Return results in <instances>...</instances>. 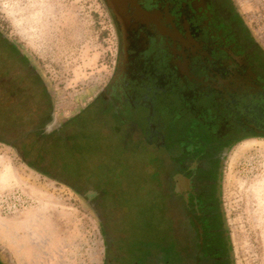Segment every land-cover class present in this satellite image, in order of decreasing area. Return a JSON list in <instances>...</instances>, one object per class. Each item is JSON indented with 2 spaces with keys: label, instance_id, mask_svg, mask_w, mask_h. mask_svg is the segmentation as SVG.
<instances>
[{
  "label": "flooded vegetation",
  "instance_id": "obj_1",
  "mask_svg": "<svg viewBox=\"0 0 264 264\" xmlns=\"http://www.w3.org/2000/svg\"><path fill=\"white\" fill-rule=\"evenodd\" d=\"M102 1L112 58L89 100L59 119L54 94L3 36V108L20 135L75 138L84 174L74 191L98 221L102 264H232L222 173L235 143L264 137V48L236 0ZM114 145L154 153L144 154L142 181L119 175L111 157L90 162L95 148ZM131 215L140 225L123 229ZM0 264H10L1 252Z\"/></svg>",
  "mask_w": 264,
  "mask_h": 264
},
{
  "label": "rangeland",
  "instance_id": "obj_2",
  "mask_svg": "<svg viewBox=\"0 0 264 264\" xmlns=\"http://www.w3.org/2000/svg\"><path fill=\"white\" fill-rule=\"evenodd\" d=\"M236 1L264 48V0ZM110 24L102 0H0V31L21 49L54 94L59 119L78 111L106 79L113 45ZM112 137L128 141L121 135ZM13 146L0 142V168L10 176L0 189V218L14 222L29 210L36 214L32 227L37 231H31L39 237L27 241L32 248L26 251L16 244L25 236L21 230L12 236L0 233V252L10 264H102L98 221L74 191L82 188L84 165L80 151L74 149L78 144L73 135L51 131L45 138L36 136L28 147L17 141ZM98 148L88 154L90 162L111 157L116 159L119 175L140 176L141 181L144 154L156 158L150 150H126L123 145ZM123 153L125 163L117 160ZM106 172L103 168L97 174ZM263 189L264 137L235 143L226 154L222 173V207L232 264H264ZM125 205L129 210L133 207ZM153 214H149L150 225ZM132 216L126 218L123 229L132 223L140 225Z\"/></svg>",
  "mask_w": 264,
  "mask_h": 264
},
{
  "label": "crops",
  "instance_id": "obj_3",
  "mask_svg": "<svg viewBox=\"0 0 264 264\" xmlns=\"http://www.w3.org/2000/svg\"><path fill=\"white\" fill-rule=\"evenodd\" d=\"M0 168V189H4L6 187V184L10 178V176L4 175L3 170ZM2 182V183H1ZM36 214L31 211H25L22 214H20L18 217H16L14 222L6 223L0 218V233L3 234V232L8 235L12 236V234L17 230H21L23 234L26 236L27 240H24V237L21 236V238H18L17 245H20L22 249H25L26 251L32 248L31 244H27V241L30 240L31 242L36 238L39 237L37 231V227L33 225V220H35ZM31 228L35 229V231H31ZM13 232V233H12ZM35 242V241H34ZM26 245V246H25Z\"/></svg>",
  "mask_w": 264,
  "mask_h": 264
},
{
  "label": "trees",
  "instance_id": "obj_4",
  "mask_svg": "<svg viewBox=\"0 0 264 264\" xmlns=\"http://www.w3.org/2000/svg\"><path fill=\"white\" fill-rule=\"evenodd\" d=\"M5 35L0 31V46H9L8 42H5L4 37ZM2 81H0V89H1ZM2 102L0 100V142L5 143L11 147H14L13 145L16 143H19L22 146L28 147L33 141L35 136H41L40 134H29L28 132L26 134L20 135L18 132V122L15 118L10 117L7 115V110H4ZM29 134L30 136H27ZM27 136V137H26ZM47 135L41 136L42 138H45ZM24 138L29 139V144L25 142ZM16 140V141H15ZM75 148V147H74ZM26 163V162H25ZM27 164V163H26ZM29 167L33 168L34 170L43 173L41 169H35L33 165L27 164Z\"/></svg>",
  "mask_w": 264,
  "mask_h": 264
},
{
  "label": "water",
  "instance_id": "obj_5",
  "mask_svg": "<svg viewBox=\"0 0 264 264\" xmlns=\"http://www.w3.org/2000/svg\"><path fill=\"white\" fill-rule=\"evenodd\" d=\"M107 5L110 6V7H113V1L112 0H105Z\"/></svg>",
  "mask_w": 264,
  "mask_h": 264
},
{
  "label": "bare ground",
  "instance_id": "obj_6",
  "mask_svg": "<svg viewBox=\"0 0 264 264\" xmlns=\"http://www.w3.org/2000/svg\"><path fill=\"white\" fill-rule=\"evenodd\" d=\"M6 176H8V175H6ZM1 177V176H0ZM2 183V182H1ZM264 190V189H263ZM261 205L262 206H260L261 208H262V210L264 211V197H262V201H261Z\"/></svg>",
  "mask_w": 264,
  "mask_h": 264
}]
</instances>
